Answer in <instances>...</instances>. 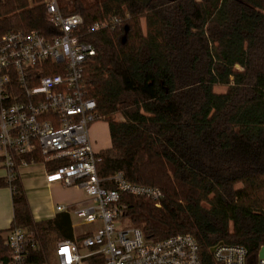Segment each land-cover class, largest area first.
<instances>
[{
  "label": "trees",
  "instance_id": "16d2710c",
  "mask_svg": "<svg viewBox=\"0 0 264 264\" xmlns=\"http://www.w3.org/2000/svg\"><path fill=\"white\" fill-rule=\"evenodd\" d=\"M43 2L0 0V34L59 33ZM62 10L82 16L79 39L96 49L83 78L110 130L99 176L122 172L164 193L160 206L122 193L123 218L154 241L192 235L205 264H215L212 250L221 243L245 247L257 262L264 247V0H72ZM115 18V28L89 30ZM3 186L12 188L14 207L10 228L0 231L3 258L10 254L5 234L16 227L39 244L33 264L47 262L58 240L83 238L68 212L35 220L19 179L0 178Z\"/></svg>",
  "mask_w": 264,
  "mask_h": 264
},
{
  "label": "built area",
  "instance_id": "2783aa9c",
  "mask_svg": "<svg viewBox=\"0 0 264 264\" xmlns=\"http://www.w3.org/2000/svg\"><path fill=\"white\" fill-rule=\"evenodd\" d=\"M43 3L59 33L0 34V165L11 183L19 179L22 167L38 162V154L44 164L62 162L46 172V181L82 188L96 202L79 208L77 215L87 224L101 222V226L82 234L79 241L58 240L57 264H205L201 247L190 234L154 241L141 229L119 223L126 220L119 205L122 193L144 196L156 206L164 193L156 186L129 182L122 172L107 179L99 176L100 158L90 127L101 118L97 98L89 95L83 78L84 66L96 49L79 39L80 14L64 13L61 0ZM118 21L97 22L89 30L115 28ZM108 182L116 187H107ZM4 244L10 254L0 255V264H33L31 251L39 244L25 227L11 229ZM212 253L215 264H264V257L255 262L240 245L221 243Z\"/></svg>",
  "mask_w": 264,
  "mask_h": 264
},
{
  "label": "crops",
  "instance_id": "0c3cea01",
  "mask_svg": "<svg viewBox=\"0 0 264 264\" xmlns=\"http://www.w3.org/2000/svg\"><path fill=\"white\" fill-rule=\"evenodd\" d=\"M90 136L94 145V149L97 153L101 150L111 146V137L108 122L104 120H98L94 122L90 127ZM34 164H40L39 166L29 165L22 167L19 170V180L23 184L28 203L32 210L33 217L37 221L54 219L59 213L69 212L70 208L74 204H79L84 201V192L79 187H68L59 183L49 184L46 181V172L49 170L46 164L43 162H36ZM43 171V176H42ZM5 169L0 165V178H5ZM44 178L42 183L45 184L43 189L50 193L54 197L51 207H38L36 206L37 196L39 192L34 191V185L38 179ZM42 189V191H43ZM58 205L65 206L66 210L59 211L56 209ZM14 218V207L12 199V188L10 186L0 187V231H7ZM101 226V222H99ZM92 232V231H91ZM7 233L5 234V236ZM55 249V247H54Z\"/></svg>",
  "mask_w": 264,
  "mask_h": 264
},
{
  "label": "rangeland",
  "instance_id": "374dc122",
  "mask_svg": "<svg viewBox=\"0 0 264 264\" xmlns=\"http://www.w3.org/2000/svg\"><path fill=\"white\" fill-rule=\"evenodd\" d=\"M82 1L85 2L86 5H91V4L98 2L100 0H82ZM61 2L62 3H71L72 0H61ZM224 89H225V87H218L217 88L218 91H223ZM32 165L39 166L40 164H32ZM42 176H43V171H42ZM43 179L44 178L40 177V179H38V181L34 185H32V187L35 188L34 191L39 192L38 194H36V196H37V202H36L37 205L36 206L41 207V208L42 207H51L52 204L54 203L53 202L54 197L51 196L50 193L45 191V189H43V187L45 186V184L42 183ZM42 189H43V191H42ZM83 192H84L83 194L85 196L83 199L84 201H82V203H79V204H74L69 210L73 229H74L76 236L82 235L84 233H88L91 231H95L100 226L99 222L93 223V224H87V223H85V221L82 218H80L77 215V211L79 210V208H86V207H89V206L96 204V202L93 199H90L87 196V194L84 190H83ZM119 223H121L123 225H129L130 224L128 220H124V221L122 220ZM47 263L48 264H57V261L55 259V255H54V246L52 247V251L48 255Z\"/></svg>",
  "mask_w": 264,
  "mask_h": 264
},
{
  "label": "water",
  "instance_id": "95a60500",
  "mask_svg": "<svg viewBox=\"0 0 264 264\" xmlns=\"http://www.w3.org/2000/svg\"><path fill=\"white\" fill-rule=\"evenodd\" d=\"M259 257L260 258H263L264 257V247L261 249Z\"/></svg>",
  "mask_w": 264,
  "mask_h": 264
}]
</instances>
